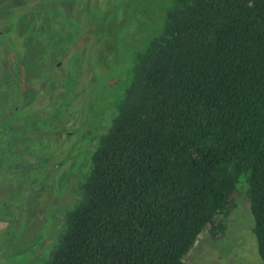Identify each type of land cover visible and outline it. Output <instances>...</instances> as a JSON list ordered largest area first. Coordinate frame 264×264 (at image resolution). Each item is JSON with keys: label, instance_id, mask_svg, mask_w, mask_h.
<instances>
[{"label": "trees", "instance_id": "obj_1", "mask_svg": "<svg viewBox=\"0 0 264 264\" xmlns=\"http://www.w3.org/2000/svg\"><path fill=\"white\" fill-rule=\"evenodd\" d=\"M111 116L45 264H185L239 193L264 264V0H175Z\"/></svg>", "mask_w": 264, "mask_h": 264}, {"label": "rangeland", "instance_id": "obj_2", "mask_svg": "<svg viewBox=\"0 0 264 264\" xmlns=\"http://www.w3.org/2000/svg\"><path fill=\"white\" fill-rule=\"evenodd\" d=\"M174 2L0 0V264L48 260L136 54ZM224 224L184 263L262 264L243 193Z\"/></svg>", "mask_w": 264, "mask_h": 264}]
</instances>
